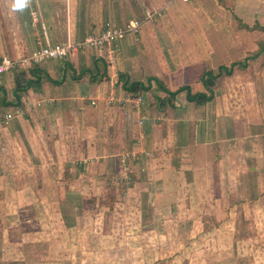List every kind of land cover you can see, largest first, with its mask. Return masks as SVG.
Instances as JSON below:
<instances>
[{"label": "crops", "instance_id": "crops-1", "mask_svg": "<svg viewBox=\"0 0 264 264\" xmlns=\"http://www.w3.org/2000/svg\"><path fill=\"white\" fill-rule=\"evenodd\" d=\"M146 10L157 15L148 20ZM33 11L39 16L35 25ZM131 20L141 21V28L114 43V71L91 49L2 75L7 79L17 72L21 79L14 76L0 89L8 102L0 103V111L5 108L0 131L7 142L0 143V197L14 204L17 198L42 197L47 204L59 195L60 211L69 197L94 203L97 196L114 195L113 182L126 175L130 184L123 194L148 196L157 208L174 211L173 203L179 205L183 195L189 203L193 188L205 181L201 196L211 202L215 198L218 205L225 174L233 187L243 180L244 194L250 196L249 173L264 174V0H31L22 10L13 9V0H0V61L30 54L39 48L38 41L44 43V32L51 44L78 42ZM245 59V69L234 68L232 76L216 79L211 101L197 106L181 92L170 104L160 102L166 95L153 79L169 91L189 86L191 92H205L204 71ZM256 66L262 71L254 72ZM227 79L231 91L223 89ZM236 82L238 89L233 88ZM251 88L255 108L245 102ZM126 95L141 97L139 109L118 102ZM111 97L115 102L108 103ZM15 110L19 115L6 121ZM256 128L261 132L255 147L240 144L239 138L252 136ZM226 140L238 147L228 151ZM237 158L247 167V181L240 170L244 167L235 166ZM191 172L194 186L190 178L183 180ZM50 180H59V188ZM134 222L139 225L140 219ZM79 225L67 229L61 221L59 231L67 237L65 242L59 235V258L78 244ZM70 251L74 258L75 250Z\"/></svg>", "mask_w": 264, "mask_h": 264}, {"label": "rangeland", "instance_id": "rangeland-1", "mask_svg": "<svg viewBox=\"0 0 264 264\" xmlns=\"http://www.w3.org/2000/svg\"><path fill=\"white\" fill-rule=\"evenodd\" d=\"M253 71L262 70L256 66ZM14 76L21 79L17 72L7 79V76L0 75V89L3 84L7 86L8 81H14ZM226 81L228 86L224 82L223 89L231 91L230 79ZM259 87H256L257 93ZM201 88L197 86L198 90ZM233 88L238 89L237 82ZM253 91L251 88L245 99L250 106L256 101ZM2 95L0 90V103ZM4 100V104H8L5 97ZM4 111L2 108L0 118ZM252 112L257 114V110ZM260 132V128H256L250 134L252 136L243 134L238 141L255 147ZM0 143H7L2 131ZM225 146L228 151L238 147L237 142L231 140H226ZM237 161L239 158L235 166L244 167L240 170L245 179L247 167ZM184 176V181L190 178V184L195 185L193 172ZM248 176L249 197L244 194L243 180L233 187L225 174L224 195L218 196V205L215 198L211 202V198L201 196L208 187L205 181L202 189L199 188L201 190L193 188L194 196L189 203L184 195L179 198V205L173 203L174 211L157 208L148 196L134 198L123 194L130 184L126 175L122 181L113 182V188L117 190L114 195L97 196L94 203L80 195L69 197L60 205V211L59 195L54 196L55 201L48 199L47 204L42 197H29L28 202L23 197L17 198L21 205L14 204L4 195L0 197V264H264V174L255 170ZM213 182L211 178L210 183ZM49 183L59 188V180H50ZM200 183L199 180L198 185ZM2 185L5 187L4 182ZM7 191L8 188H4L2 192ZM201 198L206 200L202 202ZM42 200L43 205L40 204ZM139 219L140 227L131 225ZM62 220L67 229L79 222L84 233L81 231L78 244L67 247L68 254L59 258L62 253H59V235L61 239L67 237V233L59 231ZM89 220L93 222L92 230ZM70 250H75L74 258Z\"/></svg>", "mask_w": 264, "mask_h": 264}, {"label": "built area", "instance_id": "built-area-1", "mask_svg": "<svg viewBox=\"0 0 264 264\" xmlns=\"http://www.w3.org/2000/svg\"><path fill=\"white\" fill-rule=\"evenodd\" d=\"M156 15L157 12L153 10L145 11V18L148 20L154 18ZM38 22L39 16L37 12H31V23L35 25ZM140 28L141 21L131 20L122 27L107 26L99 34L90 33L81 41H67L60 44H51L47 39L46 33L44 32V43L41 44V42L38 41V44L40 45L39 48L31 52L30 54L16 59L9 57L2 58L0 61V75L8 74L19 69L38 66L52 60H63L79 52H85L91 49H95L96 51H98L106 67L114 71L116 66L114 43L118 40L123 39L127 35L138 34ZM45 101L46 100L37 102L36 106H40L41 104L45 103ZM113 102H115L113 97L108 99V103ZM118 102H129L137 110L141 105V97L138 96L132 98L130 95H126ZM19 113L20 111L15 110L13 111V113L7 114L5 116L6 121L11 120L13 117L19 115Z\"/></svg>", "mask_w": 264, "mask_h": 264}, {"label": "trees", "instance_id": "trees-1", "mask_svg": "<svg viewBox=\"0 0 264 264\" xmlns=\"http://www.w3.org/2000/svg\"><path fill=\"white\" fill-rule=\"evenodd\" d=\"M238 68L240 70H243L246 68V59L245 62H239V63H233L229 67L225 66H219L216 73H214L211 70L204 71L201 75V84L203 85V88L205 92H198V93H192L189 86H182L178 88L175 91H169L161 81L157 79H153L156 89L165 93V98L163 100H160V102L165 103L168 102L170 104V101L175 98V96L181 92H185L186 100L190 103H195L196 105H201L204 103H207L212 100L213 93L211 88L215 85V81L217 78L221 76L230 77L233 74V69ZM139 87L140 90H144L145 88L142 87L141 84H133L131 87ZM131 87L128 88V90H131ZM17 101L19 100V97L17 96ZM5 100L2 99V103H4ZM7 105V104H6Z\"/></svg>", "mask_w": 264, "mask_h": 264}, {"label": "clouds", "instance_id": "clouds-1", "mask_svg": "<svg viewBox=\"0 0 264 264\" xmlns=\"http://www.w3.org/2000/svg\"><path fill=\"white\" fill-rule=\"evenodd\" d=\"M30 2H31V0H13V9L14 10H22Z\"/></svg>", "mask_w": 264, "mask_h": 264}]
</instances>
